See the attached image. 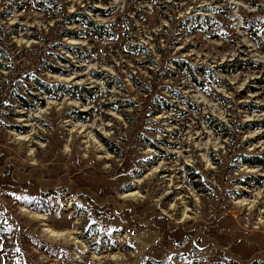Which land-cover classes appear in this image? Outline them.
I'll return each mask as SVG.
<instances>
[{
    "label": "rangeland",
    "instance_id": "obj_1",
    "mask_svg": "<svg viewBox=\"0 0 264 264\" xmlns=\"http://www.w3.org/2000/svg\"><path fill=\"white\" fill-rule=\"evenodd\" d=\"M77 11L108 34L65 23ZM244 155L264 158V0H0V264H264V170Z\"/></svg>",
    "mask_w": 264,
    "mask_h": 264
},
{
    "label": "trees",
    "instance_id": "obj_2",
    "mask_svg": "<svg viewBox=\"0 0 264 264\" xmlns=\"http://www.w3.org/2000/svg\"><path fill=\"white\" fill-rule=\"evenodd\" d=\"M38 6H39V9H41L43 7V6H41V4H38ZM100 13L102 15H104L103 12H100ZM65 20H66L65 23L66 22H72V23H78V24L82 25V27L86 30V32H88L89 34L90 33L94 34L97 37H101L103 35L108 34V30L106 29V27L103 24H101V23L99 24V23L94 22L93 20L90 19V17L88 15H86L82 11L73 12L72 14H66ZM186 23H190L188 18L186 20H184L181 24L184 25ZM192 23H195V21L192 20ZM249 30H250V27H249ZM252 31H254V30L252 29ZM60 33L63 36H69V37H74V38H82L84 35V33H81V32H69V31H64V30H62ZM63 47L69 54L74 55L81 60L85 59V56H83L82 50L78 46H76L75 44L63 46ZM134 51H136V49ZM171 62L174 65V68H176L178 70H182V71L186 72L187 74H189L192 78L191 80L196 85H199V86L202 85V82H200L196 78V74L198 72L201 73L203 76L207 77V74L204 72V68L202 66H193V65L189 64L187 61H185L184 59L172 60ZM148 63L150 64L151 61H148ZM248 65H249V63H248ZM250 65H252V63H250ZM244 66H245V63H242L239 61H234V62L225 63L224 65H221L219 68L222 72L227 73V72H230L232 70L242 69V68H244ZM48 69L52 70L53 72H57L55 67L53 68V67L49 66ZM166 72L171 73L172 71L166 69ZM102 75H104V74H102ZM211 75H212V73L210 74V76ZM96 76L102 77L101 75H96ZM107 77H109L110 79H114V77H111V76H107ZM32 82L39 89V91L43 92L47 96H52V95H55L57 92H59V93L66 94L69 96H75L78 99L82 100L83 99L82 96L84 94L88 93L87 90H85L84 88H81L80 86H77V85H70V84L68 85V84H64V83H53V84L52 83H45L43 81H39L36 77L32 78ZM107 85H111V82L110 81L107 82ZM166 91L173 98L183 99L188 108H192V109L196 110V106L194 104H192L191 102L187 101L185 99V97H183L178 91H173L172 89L170 90L168 87H166ZM16 99L18 100L21 107H23L24 109L30 108L29 103L26 101V99L24 97L17 95ZM158 103L159 104H156V105H158L160 108H162L164 110L174 108L177 112H180L179 110H177L172 104H170L164 98H159ZM247 107H248V110H251V108H249V106H247ZM253 108H255V106H253ZM153 111L154 110H151V113H153ZM74 113L78 117H80L82 115V113H77L76 111H74ZM219 124L223 127V129L226 130V128L223 126L222 123L219 122ZM252 126H255V123L248 122V123L242 125L241 128L243 127L244 129H247V128H252ZM102 142H103V145L107 148V150L110 153H113V154L117 153L114 145L111 144L108 140L102 139ZM239 160L246 165L256 166V167H259L262 170H264V158L262 159L261 156L244 155V156H239ZM249 178H252L254 180L255 184H257V185L260 184L259 183L260 178H258V177L256 178L254 176H251V177H248L246 180H249ZM245 183L246 182H244V184ZM155 263L164 264L163 262H159V261H155Z\"/></svg>",
    "mask_w": 264,
    "mask_h": 264
},
{
    "label": "bare ground",
    "instance_id": "obj_3",
    "mask_svg": "<svg viewBox=\"0 0 264 264\" xmlns=\"http://www.w3.org/2000/svg\"><path fill=\"white\" fill-rule=\"evenodd\" d=\"M50 232H51L52 235H55L56 234L55 232H52V231H50Z\"/></svg>",
    "mask_w": 264,
    "mask_h": 264
}]
</instances>
